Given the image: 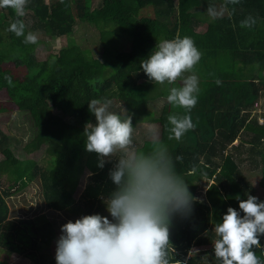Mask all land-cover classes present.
I'll use <instances>...</instances> for the list:
<instances>
[{
    "label": "trees",
    "instance_id": "1",
    "mask_svg": "<svg viewBox=\"0 0 264 264\" xmlns=\"http://www.w3.org/2000/svg\"><path fill=\"white\" fill-rule=\"evenodd\" d=\"M93 1L30 0L22 18L25 34L35 33L38 41L44 36L66 38L64 46L41 61L34 57L36 44H25L24 37L8 31L17 19L14 12L0 9V64L10 66L6 67L7 73L0 72V91L10 101L9 108L27 111L33 126L32 139L23 150L27 158L13 154L10 136L0 129V183L2 175L9 183L0 185V250L8 251L3 259L0 256V264H7L12 253L25 256L33 264H56V251L51 250L58 233L44 213L26 218L7 215L5 198L10 199L36 177L44 208L69 214L97 213L102 201L115 190L109 178L115 159L101 168L97 155L86 151L85 126L95 123L88 103L92 99H111V110L121 115L125 110L134 125L140 120L148 98L167 96L171 87L178 86L154 84L141 68L142 60L159 42L156 33L169 40L189 36L202 52L195 68L200 93L190 113L196 127L180 141L169 140L171 126L167 117L183 115L185 110L168 102L154 119L160 127V140L193 198L190 214L172 218L173 262L206 264L207 257L219 264L212 245L216 223L222 220L228 207L239 210V200L247 199L248 195L264 201V122L258 124L257 119H249L248 113L264 92V0L229 4L216 20L207 15L206 9L214 2L220 9L224 0ZM249 15L256 19V24L241 27L240 22ZM78 23L93 31L102 46L101 58L93 57L87 48L81 49L68 37ZM201 23L204 29L196 30ZM123 41L129 43L127 50ZM97 78L102 83L95 86L88 83ZM9 108L0 103V112ZM53 109L73 120H65ZM236 138L239 143L233 145ZM243 145H247L246 150L252 156L248 161L251 169H258L260 174L259 195L240 168L242 160L234 158V152ZM228 146L233 153H225ZM136 147L147 152L151 141L144 140ZM39 157L46 161L44 168L36 165ZM84 167L90 173L74 200ZM200 177L212 180L202 200L194 197L197 190L194 179ZM260 243L264 246V236L260 237ZM204 245H209L206 256L195 253L186 257L192 246ZM255 252L264 261V247Z\"/></svg>",
    "mask_w": 264,
    "mask_h": 264
},
{
    "label": "clouds",
    "instance_id": "2",
    "mask_svg": "<svg viewBox=\"0 0 264 264\" xmlns=\"http://www.w3.org/2000/svg\"><path fill=\"white\" fill-rule=\"evenodd\" d=\"M29 2L0 0V9H11L17 17L8 31L24 37L25 44H36L37 35L25 34L22 19ZM239 3L240 0H224L220 9L209 5L206 12L216 20L223 16L227 5ZM255 24L256 19L251 15L240 22L243 28ZM201 58L202 52L191 37L176 36L157 42L141 62L143 72L152 83L178 84L169 89L166 99L174 108L184 109L185 114L167 117L171 126L169 140L180 141L196 127L190 113L200 93L195 68ZM88 83L95 86L102 80L97 78ZM112 105L113 101L108 98L92 99L88 108L95 123L86 124L84 130L86 151L97 155L99 167L103 168L113 159L116 161L109 171L116 187L105 200L111 219L92 214L63 224L56 242V264H181L177 260L173 262L170 229L175 215L187 216L192 210L188 184L176 172L158 129H147L151 141L149 151L137 149L132 117L125 110L124 115L112 111ZM213 230L214 257L219 264H264L255 252L264 247L260 243V237L264 236V201L252 195L239 200V210L228 207Z\"/></svg>",
    "mask_w": 264,
    "mask_h": 264
},
{
    "label": "rangeland",
    "instance_id": "3",
    "mask_svg": "<svg viewBox=\"0 0 264 264\" xmlns=\"http://www.w3.org/2000/svg\"><path fill=\"white\" fill-rule=\"evenodd\" d=\"M48 1V0H45ZM99 0H94L93 2L97 3ZM216 2H214L212 5H214ZM94 4V3H93ZM216 5V4H215ZM204 29V24L201 23L200 25H197L196 30H202ZM92 30L90 27H88L86 24L78 23L73 30V33H71L70 37L72 40L75 41L76 44H78L81 49L87 48L90 52V54L95 58H101V52H102V46L98 44L97 38L94 37V34H92ZM167 35V33H165ZM163 34L162 33H156V38H159V41L163 40L164 38H161ZM66 44V38H60V39H52L49 37H42L34 46L33 53L34 57L37 61L45 60L50 53H55L57 49L60 46H64ZM124 49L127 50L129 48V43L123 41ZM10 68L9 65L0 64V72L7 73V68ZM166 95H159L155 96L154 98H148L145 103L142 106V115L139 117L140 120L136 122L133 126L135 127L136 131L134 133V142L136 146H139L142 144L144 140H148L147 136V129L149 127H155L159 131L160 136V127L159 124H157L154 119L157 118L161 111L163 106L167 103ZM0 98H2V101L0 103L2 105L7 106L8 108L11 106L10 101L5 97L4 92L0 91ZM54 113L61 115L65 120L72 121L73 118L70 116H66L64 114H61V112L54 110ZM249 113V119L255 118L257 119V123L260 124L264 122V92H262V95L258 97L255 102L252 104V107L248 111ZM30 116L28 115L27 111H18L13 108H9L7 111L0 112V129L3 132H6L11 139L10 147L13 150V154L16 156H19L21 158H27L28 155L24 153V146L28 141L32 139L33 136V126ZM239 143V138H236L233 145H236ZM247 145L240 146V148H237V151H233V149L228 146L225 153H235L234 158L238 159L237 161L242 160L240 162V168L244 172V174L247 176L248 181L252 183V186L255 190V194L259 195L262 193V189L258 186L257 182L259 180V172L257 170H253L250 167V164L248 161L251 160V155L247 152L246 147ZM24 150V151H23ZM233 151V152H232ZM0 155V159H1ZM46 157V156H45ZM203 160V158H201ZM36 165L40 168H44L46 166L45 159H41L39 157L36 160ZM90 173V169L88 167H84V170L79 178V182L76 185L75 192L73 194L74 200H76L83 188L84 178L87 174ZM1 184L7 185L9 184L7 182V179L5 175H2ZM38 177H36L35 180L32 181V183H29V185L26 188L20 189L17 193L10 196V199L5 198V204L7 206L8 210V217H14V216H21V217H28V216H36L38 213H44L46 219L53 223L56 227V232L58 233L57 237H54L55 243H53V247L51 252L56 251V242L59 238L61 233V226L65 223H67L69 220L75 221L76 219L83 216V214H76V213H65L63 211H56L52 209H46L43 205V199L40 193V184H39ZM194 183L196 184L197 190H195L194 197L198 200H202L204 198V192L208 185L212 183L211 179H206L204 177L196 178L194 179ZM101 207L97 210V213L93 212L89 213V215L92 214H100L102 216H106L109 219H111L109 213L106 210L105 200L102 201ZM208 248L209 245L204 246H192L187 251L186 257L188 255H193L197 253L198 255L202 253V256H206L208 254ZM5 252L8 253L6 249L0 250V256H5ZM207 259V257H206ZM204 258V261L206 264H214L213 260L207 259L206 261ZM7 264H33L28 258L25 256L18 255L16 253H12L7 261ZM185 264V263H183Z\"/></svg>",
    "mask_w": 264,
    "mask_h": 264
}]
</instances>
